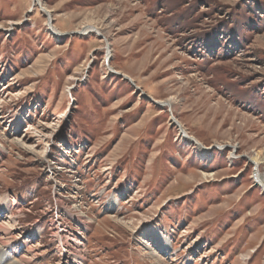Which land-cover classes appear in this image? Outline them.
I'll return each instance as SVG.
<instances>
[{
  "label": "rangeland",
  "instance_id": "rangeland-1",
  "mask_svg": "<svg viewBox=\"0 0 264 264\" xmlns=\"http://www.w3.org/2000/svg\"><path fill=\"white\" fill-rule=\"evenodd\" d=\"M255 173L264 0H0V240L18 260L264 264Z\"/></svg>",
  "mask_w": 264,
  "mask_h": 264
},
{
  "label": "bare ground",
  "instance_id": "bare-ground-1",
  "mask_svg": "<svg viewBox=\"0 0 264 264\" xmlns=\"http://www.w3.org/2000/svg\"><path fill=\"white\" fill-rule=\"evenodd\" d=\"M51 12V11H50ZM52 13V12H51ZM84 31L85 34H89L92 29H94L91 26H85L84 27ZM99 30V29H98ZM56 33H59L56 31ZM91 34V33H90ZM111 53V52H110ZM109 65V64H108ZM121 74V72H119ZM125 77H127V79H131L132 77L128 76V75H124ZM129 79V80H130ZM174 98H170L167 101H160V100H156L157 104L160 105L161 107H165V106H172V104L174 103ZM188 138V136L183 132L182 137ZM193 139V138H192ZM197 141V140H195ZM198 142V141H197ZM199 146V148L204 152V154L206 155L207 152L209 151L207 148H203V146L198 142L197 144ZM254 163L259 166L260 164H263V162L261 161V159H255L253 158ZM258 171V170H257ZM206 178H213L214 176H208L205 175ZM253 179L262 187V189L264 190V176H261L258 173H255ZM164 244L166 246H169V242L165 241ZM0 245H3L1 250H0V264H31L30 262H28L25 258H21L20 260H18L16 258L17 256V252L18 250L10 247L9 245H7L6 243L3 242V240H0ZM165 246V247H166ZM4 247V248H3Z\"/></svg>",
  "mask_w": 264,
  "mask_h": 264
}]
</instances>
